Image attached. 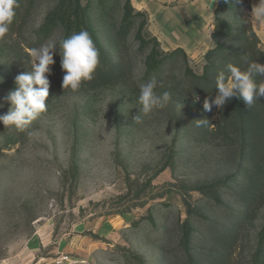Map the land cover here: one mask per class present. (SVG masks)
Returning a JSON list of instances; mask_svg holds the SVG:
<instances>
[{"label":"rangeland","instance_id":"1","mask_svg":"<svg viewBox=\"0 0 264 264\" xmlns=\"http://www.w3.org/2000/svg\"><path fill=\"white\" fill-rule=\"evenodd\" d=\"M109 1H81L104 34L106 48L120 28L126 2L117 3L107 25L99 16ZM219 1L130 0L138 15L123 29L122 82L84 85L75 92L63 89L62 81L50 82L47 111L26 130L0 122V264L26 259L33 240L43 257L55 242L83 231L101 243L86 255H74L72 264H188L186 232L205 230L196 241L228 236L237 227L235 264H252L264 232V198L258 207L241 209L233 207L229 191L223 193L232 176L245 180L253 164L238 162L236 151L242 149L233 131L228 133L232 140L216 132L220 107L208 112L196 101V80L187 73L184 57L168 60L161 78L146 79L149 50L141 51L138 41L142 31L165 53L183 49L190 71L202 76L205 55L215 46ZM243 3L251 7L247 19L264 50V25L254 26L252 0ZM56 5L57 0H35L20 32L0 39V115L10 109L6 97L17 87L16 77L31 70V58L24 55L28 45L53 42L57 59L65 36L61 26L45 43L34 38ZM218 17L233 27L235 37L241 34L242 21L233 13L221 11ZM153 78L157 93L170 91L172 99L145 115L138 103L140 87ZM201 119L209 123L200 124ZM100 220H112L114 232L100 237L84 230ZM61 255L51 254L49 262L55 264Z\"/></svg>","mask_w":264,"mask_h":264},{"label":"trees","instance_id":"2","mask_svg":"<svg viewBox=\"0 0 264 264\" xmlns=\"http://www.w3.org/2000/svg\"><path fill=\"white\" fill-rule=\"evenodd\" d=\"M82 0H57L56 8L49 12L44 19V23L34 35L35 41L40 44L47 42L53 35V32L61 26L64 29V38L70 37L81 30H87L94 40L100 51V63L93 73L92 79L84 81L81 86L90 85L99 87L103 85H113L123 81L125 59L123 46L126 38L123 33L126 27L131 25V20L135 19L134 10L130 0H126L122 7L123 15L119 29H115L112 35L114 41L112 46L106 48L103 41V35L94 24L93 15L87 12L81 4ZM120 0H110L105 6V10L99 18L108 23L111 20L112 11L115 9ZM35 0H19V7L15 10L16 16L8 34L14 35L20 32L26 16L30 13ZM249 5V4H247ZM243 0H220L216 10V25L213 33L214 47L205 55L207 64L204 66L202 76H195L188 67L187 54L181 48L171 53H165L161 50L160 44L155 38L148 37L142 31L139 32V48L145 50L148 48L149 53L145 59L146 73L145 78H158L164 75V68L168 62L177 55H182L186 64V71L195 82L196 90L192 93L199 102L204 103L205 99L214 100L218 94L216 87V77L219 72L223 71L227 75V65L233 64L246 70L248 63L257 62L264 64V50L260 47V39L254 31L251 23L248 21V12L251 7H247ZM229 14L233 13L235 17L242 21V30L237 37L233 35V27L223 20L220 12ZM96 15V14H95ZM107 28H114L110 25ZM38 48L37 46L28 45L24 50V55L30 57L28 49ZM27 50V51H26ZM111 50V51H110ZM53 75L48 76L50 82L63 81L65 75L61 67V52L57 54L55 60ZM254 81L259 84L264 77L254 76ZM213 110L217 106L213 105ZM216 132L224 136V140H232L231 132H234L236 140L240 141L241 151H236L239 160L249 161L253 164L254 169L248 170L245 175L246 179L241 180V176L235 174L226 183L224 193L229 191L230 195L236 200L235 205H245L248 207H258L264 198V98H256L251 106H247L241 99L233 97L218 112V120L214 123ZM230 135H229V134ZM230 188V189H229ZM241 209L244 207L241 206ZM234 209L228 208L229 215H232ZM242 216L241 212L237 214ZM205 230L191 231L185 233V250L188 264H235V254L238 248L237 241L241 233V227L229 230L228 236L220 234L216 237L202 236L195 241V238L205 233ZM195 243L196 245H192ZM204 247V248H200ZM216 246V248H215ZM252 264H264V232L260 236L257 244L256 255Z\"/></svg>","mask_w":264,"mask_h":264},{"label":"clouds","instance_id":"3","mask_svg":"<svg viewBox=\"0 0 264 264\" xmlns=\"http://www.w3.org/2000/svg\"><path fill=\"white\" fill-rule=\"evenodd\" d=\"M19 0H0V39L8 34L16 16ZM252 16L264 21V0L253 6ZM56 44L48 42L39 48L28 49L31 58V70L22 72L16 77L17 87L6 97L10 104L7 113L0 115V122L8 128L15 127L19 131L26 130L42 113L47 111L46 101L49 97L50 66L54 61ZM62 56L61 67L65 72L62 81L63 89L77 91L84 81L92 79L93 73L100 63V51L87 30H81L60 42ZM227 72L221 71L216 77L218 94L214 100L205 99L203 108L210 112L213 105L223 108L233 97L241 99L248 107L256 98H264V80L257 84L253 77H264V64L248 63L246 70L233 64L227 65ZM2 82V80H0ZM163 87V84L159 85ZM158 82L152 79L141 85L138 103L140 112L149 114L154 109H163L172 99L170 91L158 94ZM196 101L199 100L197 96ZM183 106V104H182ZM139 119V116L136 117ZM207 124V119L197 120ZM29 136L35 135L29 132Z\"/></svg>","mask_w":264,"mask_h":264},{"label":"crops","instance_id":"4","mask_svg":"<svg viewBox=\"0 0 264 264\" xmlns=\"http://www.w3.org/2000/svg\"><path fill=\"white\" fill-rule=\"evenodd\" d=\"M259 3V0H252V7ZM254 19V26L256 27L257 23L260 22L262 25H264V21H260ZM260 38L262 42L264 43V37L260 35ZM88 227V228H87ZM84 230H87L88 232L93 231L95 235L100 236H106L109 232H114L115 227L112 223V220L104 221H94L90 223L89 225L85 226ZM101 237V236H100ZM97 243H101L99 240H94L90 235H86L85 231L73 233L71 235H68L66 238H63L59 240L57 243L55 242V247H53L50 252H48L45 256L40 257V249L37 243V240H33L30 243V247L28 249V255L26 259H20L18 261H5L1 264H53L49 262V258L51 257V254L53 255H70L71 258L76 256H83L86 255L87 251L89 250H95V246ZM37 258L36 261H34V258ZM33 259V260H32ZM74 259V258H73ZM47 262V263H46Z\"/></svg>","mask_w":264,"mask_h":264},{"label":"built area","instance_id":"5","mask_svg":"<svg viewBox=\"0 0 264 264\" xmlns=\"http://www.w3.org/2000/svg\"><path fill=\"white\" fill-rule=\"evenodd\" d=\"M55 264H72V258L69 255H61L55 260Z\"/></svg>","mask_w":264,"mask_h":264}]
</instances>
